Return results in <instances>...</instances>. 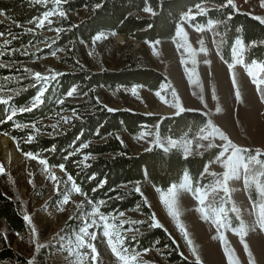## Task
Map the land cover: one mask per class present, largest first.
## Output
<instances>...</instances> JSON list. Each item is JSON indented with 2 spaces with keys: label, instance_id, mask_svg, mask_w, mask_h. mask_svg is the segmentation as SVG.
Listing matches in <instances>:
<instances>
[{
  "label": "trees",
  "instance_id": "1",
  "mask_svg": "<svg viewBox=\"0 0 264 264\" xmlns=\"http://www.w3.org/2000/svg\"><path fill=\"white\" fill-rule=\"evenodd\" d=\"M197 4L211 7L206 9L207 15H197L189 22L198 27L210 25L209 21H220L212 25L216 47L226 62L233 61L238 40L246 46L245 63L264 60V44H261L264 24L232 6L222 7L226 0H66L59 6L66 18L59 16L54 25L46 24L43 28H37L34 21L44 12L57 8L53 0L47 4L36 0H0V33H3L0 36V53H3L0 55V65H3L0 96L11 97L8 105L0 104V134L10 136L21 152L45 159L50 166L63 164L65 173L81 188L86 199L99 205L102 213L110 215L139 209L145 217L131 221L144 223L127 224L133 231L126 234L125 244L139 251L151 250L153 258L148 264H196V260L180 252L164 227L149 226L153 211L135 189L149 181L156 189L166 191L182 181L185 171L194 185H207L211 178H204L201 173L220 149L211 148L187 158L179 149L165 152L156 146L135 153L126 135L135 137L148 126L157 124L162 135L193 139L202 133L200 129L207 126L208 118L199 111L167 116L147 115L127 108L109 112L110 107L102 99L104 90L115 93L120 87L140 85L156 91L165 76L146 65L140 52L134 49V43L121 47L119 67L113 69L103 61H95L93 66L86 49L92 52L95 37L102 33H116L138 42L170 40L175 37L185 13L196 9ZM145 7H151L155 15L144 14ZM53 28L59 31L50 37ZM56 49L61 51L60 57L53 63L50 57ZM35 72L60 75L49 80L43 104L31 112L21 113L18 109L30 106L42 87L34 79ZM73 88L76 92L67 96ZM10 109H17L12 120L7 119ZM71 112L76 116L67 117L65 122L62 117ZM17 124L21 127L17 128ZM33 124L39 132L32 128ZM84 144L88 147L84 148ZM246 189L252 202L258 204L261 196L255 185ZM0 223L11 234L25 235L28 230L14 192L4 189L1 183ZM4 263L29 264V260L0 231V264Z\"/></svg>",
  "mask_w": 264,
  "mask_h": 264
},
{
  "label": "rangeland",
  "instance_id": "2",
  "mask_svg": "<svg viewBox=\"0 0 264 264\" xmlns=\"http://www.w3.org/2000/svg\"><path fill=\"white\" fill-rule=\"evenodd\" d=\"M260 3L261 0H234V8L253 17L264 18V7H261ZM201 7L208 9L211 6ZM191 11L196 13L198 10ZM144 14L150 13L144 12ZM58 17V15L51 17L53 21L51 25H54ZM73 17L77 18V15ZM181 24L188 33L187 42L175 35L170 40H159L160 43L155 48L152 46L154 42H138L123 35V38H120V34L116 33L115 35L113 33L99 34L102 38L96 40L92 52L86 49L87 58L93 66L95 61H103V63L107 62L112 69L119 67L121 47L126 43H134V49L140 52V57L144 59L146 65L165 76V81L156 91L140 85L120 87L115 93L104 90L102 97L104 103L113 109L127 108L147 115L175 114L179 112V106L193 109L206 115L208 121L211 120L237 145L264 150V101L260 99L261 93L251 83V78L243 65L237 64L235 68H229V64L236 62V53L240 46L236 43L233 61L228 63L221 57L216 47V33L213 25L203 26L204 31L198 32L185 18L178 27ZM53 29L49 32L50 37L57 35V29ZM182 44L184 47H181ZM201 48L206 51H201ZM60 52L57 49L53 51L55 55L52 53L50 57L53 63L57 62ZM232 73L236 76L235 86L232 84ZM236 87L240 90L243 103L235 97ZM132 89H136L137 94H133ZM173 91L176 93L175 96ZM157 92L160 96L156 95ZM216 108H220L221 111L217 112ZM64 116L72 118L76 116V113H66ZM204 130L193 139L173 140L178 142L191 140V155L201 154L211 149L207 147L209 143L214 145L225 143L218 136L209 137V140L199 139L210 131L207 126ZM142 133L147 134L141 138ZM4 136L7 137L6 147L3 145ZM157 136L167 147V140L170 137L162 135L157 124L148 126L135 137L126 135V138L134 152L139 153L156 146ZM197 145H204V147L198 148ZM170 149H179L185 155L182 144ZM25 154L17 148L10 136L0 134V163L5 168V172L0 174V183L4 189L14 192L23 216H29L32 220L31 225L26 220L28 230L25 235L11 234L0 223V231L4 233L12 247L24 254L29 261H32V264H92L90 255H87L90 249L84 247L75 252L73 249H75V238L82 235L80 229L84 226V222L95 219L96 226L90 227L89 232H95L97 238L91 241L89 237H85V241L95 244L99 253V264H120L111 253L107 239L103 236V222L98 216H89V213L94 207L98 208L99 214L107 217L109 224L118 226L117 231L123 237L133 231L131 227H127V224L131 220H141L145 217L144 214L137 208L122 212L123 216H120V213L110 215L102 213L98 204L86 199L82 193L71 191L73 181H68V175L64 170L62 171L58 166L47 165L48 171H45V166L39 163V159L42 158L37 156L38 159L34 160ZM208 165H210L209 172L222 174L225 171L218 163L210 162ZM53 173L57 177L55 181L50 178ZM203 177L211 178V181L204 186L193 184L194 189L208 188L217 179L209 174H204ZM260 181L264 183L261 177ZM138 187L141 190L140 193H143L144 201L147 198L148 207L178 244L180 252L185 257L195 260V256L177 227L176 219L169 214L167 206L162 201L161 193L167 190L157 191L149 181ZM228 187L231 192L230 200L221 190L210 195L205 205L211 204L216 208H224L225 212L222 216L226 217L227 226L223 228L213 223L211 213L210 218L206 220L203 214L197 211L201 205L192 193L181 190L179 195L180 222L187 228L203 264H228L225 247L229 250L235 249V256L240 258V264H248V257L240 242L241 237L236 233L239 232L241 221L248 226L255 224L258 209L254 207L255 204L249 197L242 179L229 180ZM65 195H70L67 204L63 203ZM233 207L239 209V212H232ZM122 221L129 222L121 224ZM33 228L36 229L35 233L32 231ZM221 235L227 238L228 245L222 244ZM214 236L217 239H213ZM244 239L248 242L257 264H264V232L256 227V230L249 231ZM123 247L129 249L130 253H138L141 264H148L153 258L151 250L139 251L130 248L125 241Z\"/></svg>",
  "mask_w": 264,
  "mask_h": 264
},
{
  "label": "snow or ice",
  "instance_id": "3",
  "mask_svg": "<svg viewBox=\"0 0 264 264\" xmlns=\"http://www.w3.org/2000/svg\"><path fill=\"white\" fill-rule=\"evenodd\" d=\"M37 3H45L47 4L48 0H36ZM55 5H57V8L51 11H46L43 13L42 17H37L36 20L34 21L36 24L37 28H43L45 27L46 24L51 25L53 23L51 17L54 15H58L60 17H65L66 18V13L64 11L59 10V6L66 2V0H53ZM223 6H232L235 7L234 5V0H226V5ZM261 7H264V0H261L260 3ZM99 7V5H97ZM196 9L198 10L196 13H193L191 10L189 12L185 13V19L186 20H195L197 15H207V10L203 7H201L200 4H197ZM145 12L152 13L155 15L151 7H145L144 8ZM260 23L264 24V18H261L259 16L255 17ZM210 25L214 23H220V21H209L208 22ZM195 27V30L198 32L204 31L203 26ZM29 31H33V29H29ZM59 31V29H57ZM3 33H0V36H2ZM115 35V33H113ZM177 37H182L185 42H187V37L188 33L185 30V27L183 24H181L176 32ZM102 38L101 35H97L95 37V40H100ZM7 43V42H6ZM160 41H155L154 44L152 45L154 48L156 45H159ZM237 44L240 46L239 51L236 53V62L234 64H229V68L233 69L236 67L237 64L243 65L247 71L248 76L251 78V83L255 85L256 90L261 93L260 99L264 101V60H251L248 63H245L244 58H243V52L245 50V45L242 41H237ZM261 44H264V41H261ZM253 46L255 44L253 43ZM181 47H184L182 44ZM190 47V46H189ZM191 50V49H190ZM201 51H206V49L201 48ZM194 51V50H193ZM0 55H3V53H0ZM55 55V53H53ZM205 63H209L208 61H205ZM0 67H3V65H0ZM25 71H30L29 69H25ZM60 75L59 73H54L52 75H44L40 72H35L33 74L34 79L38 82L42 83V87L40 88L38 94L33 98V102L30 106L19 108L18 111L23 113V112H31L35 108H37L39 105L44 103V100L42 99L45 96V93L48 90V82L49 80H55L57 76ZM232 84L235 86L237 84L236 81V76L235 73H232ZM2 91V89H0ZM76 92V89L73 88L71 89L68 93L67 96L71 97L73 93ZM133 94L136 93V89H132ZM157 96H160V93H156ZM173 95L175 96L176 93L173 91ZM235 97L237 100H240L241 103H243V99L240 93V90L238 87H236L235 90ZM11 97H8L7 99L3 98L0 96V104H9V100ZM161 99H164L161 97ZM178 99V97H177ZM63 103V101H60ZM166 102V101H165ZM107 107V106H105ZM109 112L116 111V109L113 108H107ZM184 111H193V109H185L182 106H179V112H184ZM217 112H220V108H216ZM17 114V109H10V114L7 116L8 120H12L13 117ZM179 114V113H176ZM62 119L65 122H68L67 117H62ZM17 128H20L21 125L17 124ZM55 128L56 126L53 125ZM32 128L35 129L36 132H39L40 129L36 128L35 124L32 125ZM207 128L210 129V131L207 132V134L202 135L199 137L201 140H209V137H215L218 136L221 141H224L225 143L219 144V145H214L212 143H209L207 145L208 148H213L217 147L220 149L218 154L215 156V160L212 161L211 163H218L220 164L225 171L221 173H216V172H209V167L210 165L206 166L204 168L203 173L204 174H209L213 177H217L215 179L214 184H211L208 188H193V180L192 177L189 175L187 171L184 172L183 174V181L180 184H173L171 185L166 192H162V201L163 203L167 206L169 210V214L173 216L176 221H177V227L183 234L186 243L191 249L192 254L195 256L196 264H203V261L201 260V257L197 254V249L194 246L193 240L190 238L189 232L185 225L180 222V213L178 211V200H179V195L181 190L185 192H190L194 195L195 199L199 202V207L197 211L201 212L204 216V218L207 220L210 218V213L211 219L213 223L217 224L220 228L226 227V217L222 216V214L225 212L224 208H216L212 206L211 204L206 205V201H208V198L210 195L218 193L219 191H223L226 196H228L229 200L231 199V192L228 187V182L229 180L232 179H237L240 180L242 179L244 181L245 187H252L255 185V188L258 191V194L261 196V202L258 204H255L254 207L258 209V212L256 213L257 219L255 221V224L253 226H248L245 225L242 221L240 223L239 227V232L236 234L241 237V244L243 245V250L246 253L248 257V264H257V261L255 257L253 256V253L250 249V246L246 239L249 231H255L256 227L259 228L261 232H264V183L260 181V177H264V150H261L260 148H246V147H241L237 145L236 143L233 142L232 139L229 138V136L222 131L219 127L213 124L211 120L207 122ZM200 131L203 133L205 130L200 129ZM147 133H142L141 138H143L144 135ZM29 141L33 139V137L30 135L28 137ZM183 146L184 152H185V158L188 157V155H191L192 152V141L191 140H186L183 142H178L173 139H168L167 140V147L164 146L163 143H161L159 137L157 136L156 139V146L162 148L165 152L169 151L170 148H176L178 146ZM84 148L88 147V144L83 145ZM197 147H204V145H197ZM151 150V149H148ZM28 158L30 159H38L37 156L33 155L32 153H26L25 154ZM87 159V157H86ZM39 163L41 165L45 166V171H48V162L45 159H39ZM62 171L64 170V165L61 164L58 166ZM5 172L4 165L0 163V174ZM53 181L57 180L56 175L53 173L51 174L50 177ZM68 181H72V177L68 176L67 177ZM136 192H140V188L137 187ZM71 191L75 193H81L82 190L81 188L75 184V182H72V187ZM157 191H161L160 189H157ZM141 195L143 196V193L141 192ZM70 200V195H65L63 199V203L67 204L69 203ZM91 203V202H90ZM104 201H100V204H103ZM145 203H147V198H145ZM232 212L238 213L239 209L236 207H233L231 209ZM124 213H120V216H123ZM89 216H98L99 220L103 222V236L107 239V243L110 247L111 253L114 255L116 260L120 262V264H141L140 257L138 253H130L129 249L124 248L123 244L126 239V237H123L120 235V233L117 231L118 226L115 224H109L107 217H105L102 214H99V209L94 207L93 211L89 213ZM25 220L28 221V223L31 225L32 220L31 217L25 216ZM152 220V223L149 225L150 227H155V228H163L164 226L160 223V221L156 218L155 214H153L150 218ZM129 221H122L121 224L123 223H128ZM133 224H140L144 223V221H131ZM96 226V220L93 219L91 221L86 220L84 222V226L80 229V233L82 235H78L75 238V249L73 251L75 252L77 249L80 248H88L90 249V253L87 255H90L92 264H99V253L97 252L96 246L94 243L91 242H86L85 237H89L91 241H95L97 236L95 232H89V228ZM33 233H35L36 229H32ZM213 239H217V237H213ZM220 239L222 241L223 245H228L229 241L227 238L223 235L220 236ZM148 251V250H145ZM225 255L228 260V264H240V258L238 256H235V249L229 250L228 247L224 248ZM29 264H32V261H29Z\"/></svg>",
  "mask_w": 264,
  "mask_h": 264
},
{
  "label": "bare ground",
  "instance_id": "4",
  "mask_svg": "<svg viewBox=\"0 0 264 264\" xmlns=\"http://www.w3.org/2000/svg\"><path fill=\"white\" fill-rule=\"evenodd\" d=\"M119 37H120V38H123L122 35H119ZM3 145H5V147H6V145H7V137H6V136L3 137ZM7 155H9V154H7ZM8 158H9V157H8Z\"/></svg>",
  "mask_w": 264,
  "mask_h": 264
}]
</instances>
